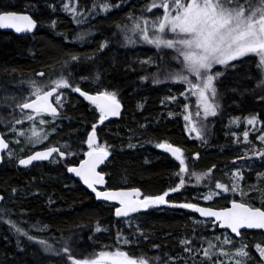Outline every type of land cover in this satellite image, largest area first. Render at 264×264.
<instances>
[{
  "label": "trees",
  "instance_id": "trees-1",
  "mask_svg": "<svg viewBox=\"0 0 264 264\" xmlns=\"http://www.w3.org/2000/svg\"><path fill=\"white\" fill-rule=\"evenodd\" d=\"M96 1L79 0L78 11H91ZM69 2L0 0V11L29 13L38 22L33 34L19 36L0 30V89L9 98L4 99L2 107L11 104L15 107L17 103L23 102L29 96L30 88L28 93L22 90L30 87L29 81L36 80L37 73L44 72L45 76L54 78L61 72L62 63L74 54L80 60L73 62L70 67L73 82L87 92L95 93L103 89L117 91L123 113L120 119L99 125V113L95 106L82 97L68 101V96H65L62 98L65 104L62 109L63 121H55L56 132L50 138L61 148L65 143L71 145L77 155L43 165L32 170L28 176L16 172V167L0 165V193L5 197L4 205L0 208V264H70L65 256L47 253L35 241L18 234L8 220L29 230V234L37 239L48 240L57 249L64 240H69L78 258L81 253L95 251L98 254L100 250H112L114 246H119L116 239L118 230L133 239L132 234L137 232L136 225L149 239L145 240L137 233L135 238L139 243L126 246L125 250L137 256L146 254L160 257L158 264H169L171 257L187 258L189 253L184 251V245L181 244L185 238L191 239L197 249L207 248L205 239L212 240L215 236L223 238L224 233L211 224L197 223L207 219H201L189 209L159 205L134 214L135 219L131 220L133 226L129 228L128 220L131 217H115V204L97 201L94 194L74 179L67 167L79 163L85 157L88 150L85 138L96 124L100 143L107 142L111 146L112 155L101 168L107 173L110 188H139L143 195L155 196L177 186L180 179L177 176L181 167L179 162L170 153L156 147L157 143L165 141L183 150L191 171L211 169V181L208 184L213 186L212 189H215L216 182L230 184L238 168L244 175L242 186L258 184L257 174L264 173V159L252 156L250 149L264 146L256 139L261 131L252 130L253 126L246 122H241L239 127L233 125L235 118L244 120L255 114L264 120V101L260 99L264 93L257 88L254 61L249 60L241 68L228 70L217 82L221 109L216 117L208 118L206 142H202L195 138V134L189 135L185 128L183 105L195 100L193 96L185 100L180 95L186 86L170 80L158 84L152 82L153 73L160 71L163 79V73L174 67L165 62L168 55L165 54L164 59L160 60L157 50L151 45H125L117 28V25L128 22L126 17L129 12L134 11L138 15L148 0H126L119 8L114 7L107 14L100 11L80 25L63 9V4ZM110 2L117 4L120 0ZM89 31L91 35H85L83 40L77 39L78 33L87 34ZM105 40L109 42L108 47L101 50ZM149 57L156 63H140ZM220 71H224V68ZM97 72L100 73L99 83L94 81ZM143 76H149V79H141ZM79 77L88 79L80 80ZM23 81L24 86L21 83ZM66 91L73 95L79 94L70 89ZM17 92L20 93L10 99ZM169 96L178 99L173 102L167 99ZM16 109L9 112L15 113ZM191 110L194 115L195 112ZM245 130L250 132L251 144L243 140L242 132ZM237 137L240 138L239 142ZM129 144L134 146L128 147ZM246 155L251 156V159H238ZM198 187L186 178V187L170 193L166 199L177 204L191 202L223 208L231 203V199L240 198L239 194L233 197L229 193L215 197L212 201H204L201 200ZM13 189L16 191L13 192ZM256 195L250 193L252 197ZM33 225L47 227L40 231ZM97 225L101 228L100 232L96 231ZM260 233L243 232L257 264L261 258L254 245L264 243L253 240ZM232 238L240 241V238ZM154 244L160 247L154 248ZM203 259L202 255L196 256L197 264ZM177 264H183V261H177Z\"/></svg>",
  "mask_w": 264,
  "mask_h": 264
},
{
  "label": "snow or ice",
  "instance_id": "snow-or-ice-1",
  "mask_svg": "<svg viewBox=\"0 0 264 264\" xmlns=\"http://www.w3.org/2000/svg\"><path fill=\"white\" fill-rule=\"evenodd\" d=\"M125 2L126 0H120V3L112 4L110 0H103V2L93 3L91 11L87 9L78 11L79 0H75V3L70 0V3L63 4V9L80 25L87 22L89 16L94 18L100 11L107 14L112 8H119ZM154 9L161 10V13L153 12ZM147 13H152V15H147ZM126 19L128 23L117 25L125 45L137 43L151 45L157 50L160 60H163L164 55L167 54L170 64L174 65L163 73V79L160 71L153 73L152 82L158 84L170 80L186 86V90L180 93L185 100L192 96L196 98L194 115L199 119H194L187 103L183 105L184 113H182L186 130L189 135L195 133L196 139L206 142L205 133L209 127L208 118L216 117L221 109L217 82L225 75V72L241 68L249 60L254 61V67L257 69V88L264 93V0H150L141 9L139 15H136L134 11L129 12ZM37 23V20L29 14L17 11H0V28H11L17 33H24L36 29ZM52 26H55V21L52 22ZM85 35H91V32L78 33L77 39L83 40ZM108 43L105 40L101 45V50L108 47ZM79 60L80 57L73 54L69 60L62 63L61 72L54 78L29 81V96L23 102L15 105L21 115L19 117L13 115L11 120L5 122L16 137L17 144H20V138H23L27 145L35 148L37 145L43 144L49 135L56 132L55 121L62 116L64 107L62 98L66 89L79 93L95 106L99 113V125H103L110 117L120 116L123 105L117 91L103 89L95 94H90L83 91L79 84L73 82V73L70 67L73 62ZM140 63L152 64L156 61L149 57L147 60H141ZM217 66H223L224 71L215 70ZM38 76L45 77V73L40 72ZM79 79L84 80L88 77H79ZM141 79L147 81L149 76H143ZM94 81L99 83V72L96 73ZM4 99L9 98L5 97ZM167 99L175 102L178 97L169 96ZM260 99L264 101V94L260 95ZM140 107L143 106L140 105ZM25 110L30 111L25 112ZM46 114L51 117V122L44 119ZM37 118H39L38 123L41 126L51 123V132L41 133L38 131ZM25 121L31 122V126L20 129L16 127V125H23ZM233 122L238 126L240 118H235ZM246 123L253 126L252 130L261 131L256 139L264 145V120L260 119L259 114H255L247 117ZM257 125L260 127L257 128ZM96 129L97 125L94 124L91 133L87 135L86 158L76 166L67 167V171L81 178L98 199L118 204V206L113 205L114 215L117 218L131 217L128 220L129 228L133 226L131 222L132 219H135L133 214L141 213L153 206L169 205L172 208L192 210L202 217L213 218L197 221V223L211 224L214 228L230 230L240 238L237 246V242L226 231L222 234L223 238L215 236L212 240L205 239L207 248L199 249L193 245L191 239L185 238L181 244L184 245V251L189 253V256L187 258L183 256L171 257L169 264H177V261H183V264H189V261L191 264H197L196 256L199 255L204 257L200 264H257L251 256L250 246L245 241L242 230H262L261 235L264 236V173L257 174L258 184L242 186L241 181H244V175L238 168L233 173L230 184L220 182L214 184V188L222 189V192L210 188L208 193L203 196L204 200L212 201L224 193H231L233 197L239 194L240 198L231 199L228 207H201L198 203L191 202L173 203L166 198L170 193L178 192L185 187V175L195 176L197 182H200L210 178L211 169L200 174L190 171L183 150L165 141L157 143L156 147L170 153L179 162L181 167L177 173L180 178L177 186L155 196H145L139 188L127 190L108 188L100 191L97 186L107 184L105 178L107 173L101 169V165L105 164L112 152L111 146L107 142L100 143ZM249 134V130L242 132L244 142L251 144ZM5 135L6 133L0 132V153L8 150L7 156L11 158L13 151L10 150V141L5 139ZM233 135L236 134L233 133ZM239 139L237 137L238 142ZM133 146L132 144L128 145V147ZM62 148L63 150L61 147L47 146L44 150L31 152L26 157H17L18 163L28 167L32 166L34 162L53 158L54 153L64 159L77 155L72 151V146L67 143L63 144ZM21 150L23 151V149ZM250 151L252 156L264 159V147L257 149L253 146ZM196 157H199V153L196 154ZM4 159V155H0V163ZM238 159H251V156L246 155ZM15 191L13 189V192ZM250 193H257V195L252 197ZM4 200L5 197L0 195V201ZM7 222L18 234L27 237L30 241H35L47 253L58 257L65 256L70 264H158L160 260V257H149L146 254L137 256L130 250H125L126 246L130 247L139 243V240L135 238L137 233L145 240L149 239L139 228V225H136L137 232L132 234L133 239H129L118 230L116 239L119 246H114L112 250H100L98 254L95 251L81 253L78 258L69 240H64L61 247L57 249L53 243L45 239H37L29 234V230L17 226L15 222L11 220ZM32 227L44 231L47 226L40 228L38 225H33ZM96 231H101L99 225H97ZM107 247L105 246V248ZM153 247L159 248L160 245L154 244ZM254 248L261 258L259 264H264V244L255 243Z\"/></svg>",
  "mask_w": 264,
  "mask_h": 264
},
{
  "label": "flooded vegetation",
  "instance_id": "flooded-vegetation-1",
  "mask_svg": "<svg viewBox=\"0 0 264 264\" xmlns=\"http://www.w3.org/2000/svg\"><path fill=\"white\" fill-rule=\"evenodd\" d=\"M38 74V73H37ZM92 93V92H91ZM96 93V92H95ZM80 95V94H78ZM81 96V95H80ZM83 98V100L89 102L91 104L90 101H88L86 98H84L83 96H81ZM4 97L2 96L1 94V89H0V130L1 132H4L6 133L5 135V139L6 140H9L10 141V144H9V148L10 150L13 151V156L11 158H9L7 156V151H5L2 155H4L5 159L2 163H0V165H5V166H11V167H16L15 171L16 172H19L21 173L22 175H26L28 176L32 170H35L41 166H45V165H48L49 163H53V162H57L58 160H61V159H64L63 157H58L57 154H54L53 155V158H51V160L49 161H38V162H34L32 166H29L28 168H22V167H19V163H18V159L17 157H26L27 155L31 154V152H34V151H38V150H43L45 149V147L47 146H57V147H61L59 146L58 144L56 143H53L51 142V138H50V135L48 137V139L43 143V144H40V145H37L35 148H32L30 145H27L23 138H20L21 139V143L20 144H17L15 142V139L16 137L11 133V131L9 130L8 126L6 125V121L8 120H11L13 115L19 117L21 115L20 113V110L17 108L16 109V112L15 113H12V112H9L11 109H14V105H10V106H3L2 107V103H4ZM87 104V103H86ZM93 105V104H92ZM65 106V104H64ZM94 106V105H93ZM64 108V107H63ZM29 110H25V112H27ZM38 119L37 118V124H36V127H37V130L40 131L41 133H43L44 131H49V128H50V124H47V125H44V126H41L39 125L38 123ZM44 119L51 122V117L49 115H45L44 116ZM60 120L59 121H63V116H61V118H59ZM109 121V120H107ZM105 121V122H107ZM18 127V129L20 128H28L31 126V122H28V121H25L23 125H16ZM91 133V131H90ZM89 133V134H90ZM100 141V140H99ZM25 146V148H24ZM23 149V151L21 150ZM62 149V148H61ZM76 163H73L72 165L70 166H73L75 165ZM78 164V163H77ZM70 173V172H69ZM71 174V173H70ZM72 175V174H71ZM74 179L76 181H78L75 177ZM79 182V181H78ZM81 183V182H80ZM108 185V184H107ZM109 187V186H108ZM110 188V187H109ZM116 188V187H115ZM4 205L1 204L0 205V208ZM139 214V213H138ZM134 215V214H133ZM202 219V218H201Z\"/></svg>",
  "mask_w": 264,
  "mask_h": 264
},
{
  "label": "rangeland",
  "instance_id": "rangeland-1",
  "mask_svg": "<svg viewBox=\"0 0 264 264\" xmlns=\"http://www.w3.org/2000/svg\"><path fill=\"white\" fill-rule=\"evenodd\" d=\"M97 2H100L99 0L98 1H96L95 3H97ZM148 2H150V0H148ZM70 3V2H69ZM72 3H75V0H72ZM153 12H155V13H157V14H160L161 13V10H157V9H154L153 10ZM138 14V13H137ZM140 14V13H139ZM138 14V15H139ZM147 15H152V13H147ZM128 23V22H127ZM137 44H141V43H137ZM165 62L169 65V66H174V65H172V64H170V61H169V56L168 57H166V59H165ZM221 68H223V66H217V68L215 69V70H220ZM37 77V81H40V80H46V79H48V78H50L49 76H45V77H38V76H36ZM21 83H23L22 84V86H24V81L23 82H21ZM21 86V85H20ZM21 86V87H22ZM20 87V88H21ZM29 88L30 87H28V88H26V89H23L22 91H27V93L29 92ZM3 91L4 90H1V92H2V96L5 98V96H7V93H3ZM20 92H17V93H15V96H14V93L10 96V99H12V97H16L18 94H19ZM65 96H68V101H75V99H76V97H81V96H78V95H73V93H69V92H67L66 90H64V96H63V98H65ZM194 97V96H193ZM195 98V97H194ZM2 105V104H1ZM11 105H13V104H11ZM188 105H189V107L191 108V109H193V112H195V110H196V98H195V100L193 101V102H189L188 103ZM190 109V111H192ZM194 116V115H193ZM194 119H196V117L194 116ZM241 122H246V119H244V120H242V119H240V123ZM233 125H236L237 126V124H235L234 122H233ZM17 127V126H16ZM234 127V126H233ZM238 127H239V125H238ZM18 128V127H17ZM207 131V130H206ZM49 132H51V128H49ZM193 134H195V133H193ZM89 135V134H88ZM86 139H87V136H86V138H85V141H86ZM85 145L87 146V144L85 143ZM262 147H264V146H262ZM24 148H25V146H24ZM260 149V148H259ZM88 151V150H87ZM78 152L80 153V150H78ZM186 163H187V161H186ZM188 164V163H187ZM189 166V165H188ZM191 171V170H190ZM193 172H195V173H197V174H200V173H206V172H208V171H193ZM186 178L187 179H190V180H192V182H194L195 184H196V186H199L198 188L200 189L199 191H200V194L202 195L201 196V200H204L203 199V196L205 195V194H207L208 193V191L210 190V188L211 187H213L212 185L210 186V184H208V183H210V181H211V173H210V178H206V179H204V180H202V181H200V182H197V179H196V177L195 176H188V175H185L184 176V179H185V182H186ZM185 187H186V183H185ZM212 189V188H211ZM212 190H214V191H221L222 192V190L221 189H212ZM226 195H229V193H224L223 195H221V196H217V197H223V196H226ZM200 199V198H199ZM204 201H206V200H204ZM224 233L226 232V231H223ZM258 232H261V231H258ZM227 233L231 236V237H235L233 234H231L229 231H227ZM234 240H235V238H234ZM236 241V240H235ZM253 241H262L263 243H264V236H262L261 235V233L259 234V235H257V237L253 240ZM237 242V246L239 245V242L238 241H236ZM218 251H219V249H218Z\"/></svg>",
  "mask_w": 264,
  "mask_h": 264
},
{
  "label": "water",
  "instance_id": "water-1",
  "mask_svg": "<svg viewBox=\"0 0 264 264\" xmlns=\"http://www.w3.org/2000/svg\"><path fill=\"white\" fill-rule=\"evenodd\" d=\"M19 13H23V14H29V13H25V12H19ZM29 15H31V14H29ZM34 18V17H33ZM35 19V18H34ZM37 28H38V23H37V27H36V29H34L33 31H31V32H24V33H17L14 29H11V28H8V29H4V28H0V30H2V31H7V32H11V33H14V34H16V35H19V36H23V35H28V34H33L36 30H37ZM40 73V72H39ZM37 76H38V74H37ZM40 77V76H39ZM90 94H95V93H91V92H89ZM85 98V97H84ZM30 111V110H29ZM122 113H123V107H122V110H121V114H120V116H118V117H110L108 120H112V119H120L121 118V116H122ZM107 121V120H106ZM44 150V149H43ZM5 151H7V150H5ZM4 151V152H5ZM38 151H40V150H38ZM3 152V153H4ZM3 153H0V155H2ZM55 154V153H54ZM53 154V155H54ZM85 158H86V156H85ZM84 158V159H85ZM49 160H51V158L49 159ZM49 160H45V161H49ZM83 160V159H82ZM106 163V162H105ZM76 165H78V164H75V165H73V166H76ZM102 166L103 165H101V168H102ZM19 167H22V168H28V167H25V166H22V165H20L19 164ZM72 174V176L73 177H75L79 182H81L82 184H83V186L88 190V191H90L92 194H94L95 195V193L91 190V189H89L88 187H87V185H85L84 183H83V181L81 180V178H79V177H77V176H75V174L74 173H71ZM106 178V177H105ZM97 188H98V190H100V191H103V190H106V189H108L109 187L107 186V184L106 185H98L97 186ZM111 189H113V190H117V189H125V190H127V189H130V188H111ZM0 195H2V194H0ZM95 197H96V195H95ZM96 200L97 201H99V202H109V203H112V204H115L116 206H118V204H116L115 202H110V201H104V200H102V199H98L97 197H96ZM2 203V201H0V204ZM201 207H213V206H209V205H204V204H200V203H198ZM230 206V205H229ZM153 207H155V206H153ZM153 207H151V208H153ZM228 207V206H227ZM215 208V207H214ZM148 210V209H147ZM146 210V211H147ZM146 211H142L141 213H143V212H146ZM191 212H193L192 210H190ZM193 213H195V212H193ZM195 214H197L200 218H202V219H207V220H211V219H213V218H206V217H202V216H200V214L199 213H195ZM122 218V217H121ZM220 229H222L223 231H229L230 232V230H225V229H223V228H220ZM244 231H262V230H242V233L244 232ZM231 233V232H230ZM231 234H233V233H231ZM234 236H235V234H233ZM237 238H239V237H237Z\"/></svg>",
  "mask_w": 264,
  "mask_h": 264
},
{
  "label": "bare ground",
  "instance_id": "bare-ground-1",
  "mask_svg": "<svg viewBox=\"0 0 264 264\" xmlns=\"http://www.w3.org/2000/svg\"><path fill=\"white\" fill-rule=\"evenodd\" d=\"M0 132H1V130H0ZM174 146H175V145H174ZM106 180H107V179H106ZM107 186H108V185H107ZM0 194H2V193H0ZM2 195H3V194H2ZM3 196H4V195H3ZM3 202H4V201H2V203H3ZM2 203H1V204H2ZM1 204H0V205H1ZM229 205H230V204H229ZM229 205H228V206H229ZM226 207H227V206H226ZM215 208H217V207H215Z\"/></svg>",
  "mask_w": 264,
  "mask_h": 264
}]
</instances>
